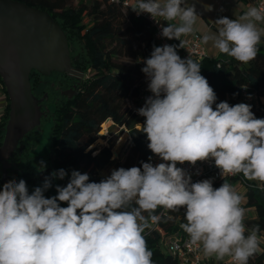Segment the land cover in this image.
Wrapping results in <instances>:
<instances>
[{"label":"clouds","instance_id":"clouds-1","mask_svg":"<svg viewBox=\"0 0 264 264\" xmlns=\"http://www.w3.org/2000/svg\"><path fill=\"white\" fill-rule=\"evenodd\" d=\"M185 5L186 0H136L132 7L158 24L166 21L162 37L180 41L178 46H154L142 61L152 95L137 111L145 117L142 132L148 149L163 162L113 169L100 182H89L87 173L73 170L67 185H57V195L50 198L44 193L52 179L65 178L64 169L31 193L23 179L4 183L0 264H153L144 233L150 221L159 220L158 208L185 210L181 228L205 256L248 264L261 251L259 225L249 229L244 222L245 197L228 182L219 188L211 179L193 183L177 166L212 160L222 177L242 173L264 188V118H257L250 104L216 103L200 63L178 55L177 47L186 44L181 37L193 33L199 16L194 4ZM215 23L218 31L205 34L204 44L211 41L242 64L256 58L264 43V3Z\"/></svg>","mask_w":264,"mask_h":264},{"label":"trees","instance_id":"trees-1","mask_svg":"<svg viewBox=\"0 0 264 264\" xmlns=\"http://www.w3.org/2000/svg\"><path fill=\"white\" fill-rule=\"evenodd\" d=\"M14 1L46 13L58 24L67 41L72 67L87 75L77 95L54 109L53 149L47 155H35V140L26 143L35 129L27 133L22 145L19 143L8 160L11 166L7 171L8 181L25 180L31 193L35 187L42 186L45 178L41 180L40 176L44 167L50 168L47 175L49 178L54 171L64 169L67 173L65 178L52 179V187L44 193L46 198H50L57 195V185H67L73 170L87 173L89 182H100L113 169L142 167L141 162L153 153L148 149L147 137L142 132L144 120L126 107L125 100L139 94L144 75L141 69L145 66L142 61L150 57L154 46L159 47L147 18L137 16L132 10L135 5L133 2L123 6L108 0ZM76 45L80 48H75ZM199 63L201 75L216 93V103H243V89L248 93L264 90V51L258 50L256 58L248 64H242L223 53ZM53 74L64 75L57 72ZM42 77L36 71H31L29 75L31 92L35 97L51 95V89L42 81ZM0 84L6 100L0 119L1 146L8 120L9 101L1 78ZM252 111L258 116L261 109L252 106ZM109 120L114 127L127 131L130 138L123 149L125 159L121 155L114 157L111 146L95 144L101 125ZM241 176L242 173L236 174L219 181L213 187L219 188L224 182L240 184ZM2 186L0 165V189ZM244 197L241 207L252 210V215L244 217L246 227L250 229L259 225V235H264V190L247 188ZM61 206L66 207L67 204L62 203ZM161 210L158 208L155 215L158 216ZM183 223H186L184 210H168L167 217L160 220L161 235L145 230L147 247L153 253V264H177V260L162 246V239L167 240L176 234L188 236L181 228ZM248 264H264V250L251 257Z\"/></svg>","mask_w":264,"mask_h":264},{"label":"water","instance_id":"water-1","mask_svg":"<svg viewBox=\"0 0 264 264\" xmlns=\"http://www.w3.org/2000/svg\"><path fill=\"white\" fill-rule=\"evenodd\" d=\"M68 56L64 33L46 13L14 0H0V78L9 101L0 146L3 184L9 180L8 160L18 142L39 125L42 116L31 92V71L42 76L51 72L78 74Z\"/></svg>","mask_w":264,"mask_h":264},{"label":"built area","instance_id":"built-area-1","mask_svg":"<svg viewBox=\"0 0 264 264\" xmlns=\"http://www.w3.org/2000/svg\"><path fill=\"white\" fill-rule=\"evenodd\" d=\"M110 3H121L123 6H127L132 0H108ZM250 5H259L264 3V0H247ZM137 16H144L150 22L153 27V36L154 39L158 42L159 46H163L165 44L168 45L169 42H175L177 45L180 44V41L177 39H167L162 37L161 35V25L167 26L166 21H160L158 24L151 16L147 13L137 14ZM181 40L186 41L185 48L179 47L178 55L182 59H186L189 56L197 61L201 62L202 60L208 58L203 42L202 36L199 33L193 32L191 35L182 36ZM243 98L242 102L246 104H250L255 108L261 109V112L256 116L257 118H264V90L261 92H251L248 93L245 89L242 90ZM152 93L148 90V80L146 75H143L141 80V86L139 94L134 98H127L125 100L126 107L131 110L137 117L143 119L145 121V117H142L138 114V109L143 107L146 101V98L151 96ZM111 122V121H110ZM112 124V123H111ZM120 129L121 128H117ZM130 141L129 136L127 135V143ZM116 157V156H114ZM151 157V159H149ZM144 162H150L154 166L163 162L159 157L152 154L146 158ZM178 167H182L186 172H188L191 176V181L193 183L202 181L205 179H211L213 182V186L217 184L219 181L224 180L226 178L233 177L235 175L225 174L223 177L220 174V169H218L214 161H198L194 166L185 162L184 164L177 165ZM240 184L244 186V189L247 188H257L259 190H264L261 188L260 182L256 180H248L244 176L239 177ZM182 210H184L182 208ZM167 209L162 208L158 217L159 220L155 223L150 221V227L147 229V232H157L161 235L160 228V220L161 218L167 217ZM185 211V210H184ZM261 251L264 250V235H261ZM166 241V249L167 252L177 260V264H202L200 257V245H192L189 242V236L183 237L176 234L174 237L169 238ZM230 260V259H229ZM231 264V262H230Z\"/></svg>","mask_w":264,"mask_h":264},{"label":"crops","instance_id":"crops-1","mask_svg":"<svg viewBox=\"0 0 264 264\" xmlns=\"http://www.w3.org/2000/svg\"><path fill=\"white\" fill-rule=\"evenodd\" d=\"M131 2L135 4L136 0H132ZM192 4H194L195 10L199 15L193 32L199 33L202 37L205 34H214L218 31L219 25L215 23L217 19L221 17L234 19L246 11L247 7L250 5L247 0H186L185 6H190ZM260 27H264V24L260 25ZM168 45L177 44L175 42H169ZM203 45L208 58H214L220 55V52L213 47L211 41H209L207 44L203 43ZM258 48L259 50L264 51V43L259 45ZM179 51V47H177V53H179ZM5 105V94L3 93L0 84V119L4 113ZM234 188L237 189V186L234 185ZM237 192L244 196L245 190H238ZM243 203L241 205H243ZM249 215H252V210L245 209L244 217ZM162 240L164 242L162 246L164 245L165 248L166 241L164 239ZM200 257L202 264H230L229 257H225L223 261H218L214 256H205L202 246L200 249Z\"/></svg>","mask_w":264,"mask_h":264},{"label":"rangeland","instance_id":"rangeland-1","mask_svg":"<svg viewBox=\"0 0 264 264\" xmlns=\"http://www.w3.org/2000/svg\"><path fill=\"white\" fill-rule=\"evenodd\" d=\"M76 2L74 1V4ZM75 48H80L79 46H75ZM69 53V60L71 63V56L70 52ZM52 73V74H51ZM49 75L42 77V81L46 82V86L51 89V84L55 82L57 75L53 74L54 72H51ZM58 73V72H57ZM2 89V86H1ZM52 121L46 119L42 120L40 118L39 125L35 128V150L34 153L35 155H47L53 149V140H52ZM99 136L97 137L98 139L96 140V145L98 146H104V145H109L112 147V151L114 152V156H119L121 155L122 159L126 158L125 150L124 147L127 144V131L125 130H120L114 127L111 122H108L104 124L101 127V130L99 132ZM123 138V139H121ZM50 168L48 166L44 167L42 169V173L40 176V179H44L47 177L49 174ZM237 186L236 191L238 190H245L244 186L237 183L235 184ZM234 187V185H233Z\"/></svg>","mask_w":264,"mask_h":264},{"label":"flooded vegetation","instance_id":"flooded-vegetation-1","mask_svg":"<svg viewBox=\"0 0 264 264\" xmlns=\"http://www.w3.org/2000/svg\"><path fill=\"white\" fill-rule=\"evenodd\" d=\"M73 69L78 74L68 75L63 73L64 75H57L55 82L51 84L50 96L48 94H44L43 97L41 96L35 97L38 101V106L42 113L41 116L42 120L48 119L53 122L55 119L54 109L62 102L72 100L80 91L81 87L83 86V83L85 82L87 74L82 73L78 68H73ZM100 130L97 133V137L100 135L99 134ZM35 136H36L35 132L30 134L28 136V139L26 140V143H30L31 139L34 140ZM22 140L23 138L18 142V145L19 143L22 142ZM20 145H22V143ZM39 156H43V155H39Z\"/></svg>","mask_w":264,"mask_h":264},{"label":"bare ground","instance_id":"bare-ground-1","mask_svg":"<svg viewBox=\"0 0 264 264\" xmlns=\"http://www.w3.org/2000/svg\"><path fill=\"white\" fill-rule=\"evenodd\" d=\"M121 139H123V138H121Z\"/></svg>","mask_w":264,"mask_h":264}]
</instances>
